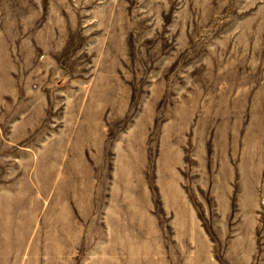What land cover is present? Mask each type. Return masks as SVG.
Wrapping results in <instances>:
<instances>
[{
  "label": "rangeland",
  "instance_id": "obj_1",
  "mask_svg": "<svg viewBox=\"0 0 264 264\" xmlns=\"http://www.w3.org/2000/svg\"><path fill=\"white\" fill-rule=\"evenodd\" d=\"M0 264H264V0H0Z\"/></svg>",
  "mask_w": 264,
  "mask_h": 264
},
{
  "label": "crops",
  "instance_id": "obj_2",
  "mask_svg": "<svg viewBox=\"0 0 264 264\" xmlns=\"http://www.w3.org/2000/svg\"><path fill=\"white\" fill-rule=\"evenodd\" d=\"M172 200L175 201L177 206V214L175 213V208L170 209L174 213L170 223L172 229H175V238L182 239L185 243H190L194 241L196 232L202 234L196 221L194 209L190 206L186 196L180 191H177L174 195L172 194Z\"/></svg>",
  "mask_w": 264,
  "mask_h": 264
}]
</instances>
